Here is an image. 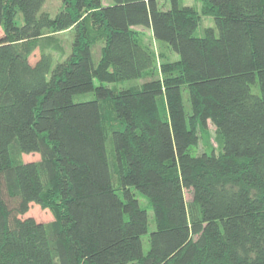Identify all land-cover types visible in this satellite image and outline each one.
Returning a JSON list of instances; mask_svg holds the SVG:
<instances>
[{
  "label": "trees",
  "instance_id": "16d2710c",
  "mask_svg": "<svg viewBox=\"0 0 264 264\" xmlns=\"http://www.w3.org/2000/svg\"><path fill=\"white\" fill-rule=\"evenodd\" d=\"M60 1L0 0V264H264V0H204L203 37L181 0ZM209 123L220 150L195 155Z\"/></svg>",
  "mask_w": 264,
  "mask_h": 264
},
{
  "label": "rangeland",
  "instance_id": "374dc122",
  "mask_svg": "<svg viewBox=\"0 0 264 264\" xmlns=\"http://www.w3.org/2000/svg\"><path fill=\"white\" fill-rule=\"evenodd\" d=\"M104 4H107L109 0H103ZM160 6H165L166 9L169 7V0H160ZM181 6H191L195 8L199 14L201 15V23L198 29L195 32L196 37H203L205 35V31L208 28H215V21L212 16H206L203 14V9L205 6L204 0H181ZM62 9V3L60 0H46L45 5L43 7V12L48 13L51 16H56ZM141 36V42L145 45L156 57L158 60L159 52H160V45L154 39L153 33L149 29L145 28H135ZM3 35L2 29L0 28V37ZM75 38V31L74 29H69L65 31H55V30H46L44 32L43 37L41 38L40 47L33 53L30 60L32 64H35L37 60L41 56V49L44 48L45 50L52 51L56 59H65L72 51L73 42ZM57 46V47H56ZM59 48V49H57ZM100 49V45L96 47V52L98 53ZM63 52V53H62ZM63 54V55H62ZM177 55H172V58L175 59ZM160 78V70L157 64L156 68L147 72L141 79L125 81L123 83H119V88H130L133 86L141 85L144 82L152 79ZM185 103H187L188 94L187 92L184 93ZM188 109V107H187ZM111 129H108L110 131ZM200 140L196 147L193 148V153L195 155H200L204 152H219L221 147V141L218 136V131L214 125L209 123L207 130H200L199 131ZM109 141V140H108ZM108 146L111 147L110 141ZM24 161H38L40 160L39 154H28L24 155ZM137 198L140 201V204L143 208L148 210V201L140 194L137 193ZM187 201L192 200V194L190 192L186 193ZM34 218L37 222L41 223H50L54 220V215L50 210L42 209L38 205H32L29 212L22 216L23 219L25 218ZM156 229L155 221L153 218V213L149 211V230L146 235L143 236V246L144 252L147 253L149 250V236L152 231Z\"/></svg>",
  "mask_w": 264,
  "mask_h": 264
}]
</instances>
